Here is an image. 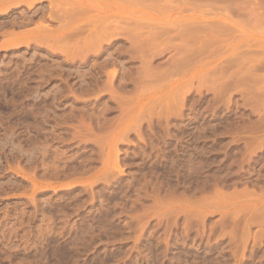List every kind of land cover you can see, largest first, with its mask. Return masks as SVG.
Segmentation results:
<instances>
[{"label": "rangeland", "instance_id": "374dc122", "mask_svg": "<svg viewBox=\"0 0 264 264\" xmlns=\"http://www.w3.org/2000/svg\"><path fill=\"white\" fill-rule=\"evenodd\" d=\"M162 2L111 11L100 1L83 19H117L175 43L190 16L219 29L173 78H148L140 67L150 52H124L122 40L82 61L0 47V264H264V0H242L241 17ZM47 5H11L0 45L34 29L14 24ZM51 22L50 40L60 32ZM161 53L152 68L176 54ZM244 187L254 193H237Z\"/></svg>", "mask_w": 264, "mask_h": 264}, {"label": "bare ground", "instance_id": "6f19581e", "mask_svg": "<svg viewBox=\"0 0 264 264\" xmlns=\"http://www.w3.org/2000/svg\"><path fill=\"white\" fill-rule=\"evenodd\" d=\"M44 1H48V5L47 6H42V7H39L37 9H35L33 12H31V14H29L28 16L25 17V14L23 16V18L19 21V22H16L14 24V26L16 25V27L18 26H27V25H30V24H34V29H31L29 31H25L24 33H21L19 32L20 34H13L11 33L10 37L7 35V37L9 38H6L7 41L3 43V45L1 44L0 47L1 48H24V47H27L28 49L30 48H42L44 47V49L46 48L47 51H50V52H62L65 57L69 58L68 56H70V59L72 61V59H74V57L78 56L79 59H85L86 60V57L89 56L90 52L92 53V55L94 54H99L100 52H114L115 51V48L117 49V47H119L120 45L116 46V44H118L121 40L123 41L124 44H127L128 47L124 48L123 51L124 52H132V51H137V52H144L143 50H147L146 54H148V56H144L145 55V52H144V57H142V55L140 54V58H141V63H142V67H140L142 69L143 72L146 71V75H148L149 77L148 78H151V79H159V78H162L164 76L167 75V77H171L170 75L172 73H175L176 72V75H177V72H179V70L181 69H186L185 67L183 68V66L185 65L184 63L187 64L188 61H191L192 58L194 56L198 57L200 56L202 58V55L200 54H203V53H208L209 52V46H210V42L211 41H208L209 42V46H204L201 44L199 45V41L200 42H207L205 41L204 37L205 35H209V32L211 31V28L214 27L213 24H210L209 23H206V24H203L201 23L200 25H198L197 23L195 24L194 22L199 19L197 17H194V16H190V17H187L185 20H184V23H182L180 26H177L178 28L175 30L176 31V35L174 37L177 36V38L179 39H175L177 40L175 43L172 38L171 39H168V40H165V41H158L159 40V36H158V33H156L155 31H153L154 29L151 28V27H148V26H143V28H151L153 29L152 32H155V34H151L150 32V35L147 34V32H145L147 36H144V32H137L135 33L134 32V29L136 26H133L130 27V26H127L125 24H127V22L123 25L121 24H118V23H115V20L117 19H113V21L111 20V18H109L110 20L106 22H96V21H85V17H88L86 16V13L87 11V8H83L85 5H91L92 6H96L97 4H99L100 1L102 2H105L106 5L108 6L107 8L111 11L115 10V8L118 7L119 4H130V6L134 3H141L140 5L143 6V5H146V3L148 4L149 2L152 4L151 7H156L157 6L159 7V5L164 1V3L167 1V0H0V16H3V14L9 10V12H11L13 10L12 6H16V8L20 7V6H25L26 8H31L34 4H38L40 2H44ZM161 1V2H160ZM239 0H168L166 3V5H175L177 2L178 4H182V6L184 8H199L198 5H201L202 8H206L207 9H212V7L214 8H217V9H221L223 10L224 12V15H225V12L226 11H230V13L233 15L235 10H236V15H238L237 17H241V13H242V16H243V11L241 10V8L243 9V4L241 3V1ZM247 1V0H246ZM143 2H145V4H143ZM160 2V3H159ZM170 2V3H169ZM238 2V3H237ZM150 3L149 5L147 6H150ZM155 3L157 6H155ZM154 4V6H153ZM177 4V5H178ZM179 4V5H180ZM198 4V5H197ZM238 4V5H237ZM242 5L239 6V5ZM164 5V4H163ZM175 5V7L177 6ZM178 5V6H179ZM197 5V6H196ZM11 6V8H10ZM133 6V5H132ZM138 6V5H137ZM253 6V5H252ZM175 7H170L172 8V10H174ZM181 7V5H180ZM200 7V8H201ZM240 7V9L238 8ZM166 8V7H165ZM169 8V7H168ZM167 8V10H168ZM184 8H183V11H184ZM252 8V7H251ZM164 9V7H163ZM206 9V10H207ZM245 9V8H244ZM85 10V11H84ZM90 10V9H88ZM162 10V9H161ZM172 10H170V12H172ZM179 10V9H178ZM182 10V9H181ZM187 9H185L186 11ZM234 10V11H233ZM166 11V10H165ZM177 10H175L176 12ZM233 11V12H232ZM242 11V12H241ZM254 11V10H253ZM161 12V11H160ZM188 12V11H187ZM190 12V11H189ZM218 12V11H217ZM222 12V11H221ZM90 13V12H89ZM96 13V11L94 12ZM185 13V12H183ZM228 13V12H227ZM8 14V13H7ZM91 15L93 14L92 12L90 13ZM222 14V13H221ZM229 14V13H228ZM227 14V15H228ZM231 14H230V17H231ZM234 14V15H235ZM245 14V13H244ZM5 15V14H4ZM23 15V14H22ZM27 15V14H26ZM226 15V16H227ZM233 15V16H234ZM85 16V17H84ZM95 17V16H94ZM236 17V16H235ZM236 17V18H237ZM248 17V16H247ZM19 19V18H18ZM36 19V21H34ZM122 19V18H121ZM119 19V20H121ZM241 19V18H240ZM13 20V19H12ZM129 20V19H128ZM126 20V21H128ZM263 20V19H262ZM16 21V20H15ZM48 23H47V22ZM57 22V24H59V26H57L58 28L56 29H59L60 32L59 34L54 37L53 39H48V35H49V29L51 28L50 26V23L49 22ZM110 21V23H109ZM14 22V21H13ZM51 22V23H52ZM119 22V21H117ZM120 22H123L120 21ZM119 22V23H120ZM261 22V21H260ZM130 23V22H129ZM132 23V22H131ZM259 23V22H258ZM133 24V23H132ZM146 24V23H145ZM208 24V25H207ZM263 24V23H262ZM142 25V24H141ZM140 25V26H141ZM173 25V24H172ZM171 25V27H172ZM220 27H219V26ZM221 25L223 24H215L216 27L218 28H223L221 27ZM250 25V24H248ZM13 26V27H14ZM140 26H138L140 28ZM175 26V25H174ZM168 27V26H167ZM170 27V28H171ZM12 28V27H11ZM55 28V27H53ZM137 28V27H136ZM166 28V27H164ZM225 28V27H224ZM25 29V28H24ZM142 29V27H141ZM215 29L212 28V30ZM217 29V28H216ZM215 29V30H216ZM140 30V29H139ZM143 30V29H142ZM163 30V29H162ZM214 30V31H215ZM219 30V29H217ZM136 31V29H135ZM141 31V30H140ZM144 31H147V30H144ZM159 30L157 29V32ZM5 32V31H4ZM7 32V31H6ZM5 32V34H6ZM23 32V31H22ZM216 32V31H215ZM222 32V31H221ZM233 32V31H232ZM142 33V34H141ZM163 33V32H162ZM208 33V34H207ZM4 34V35H5ZM161 34V32H160ZM171 34V33H170ZM224 34V33H223ZM217 35V34H216ZM158 36V37H157ZM171 37V36H170ZM206 37V38H207ZM226 37V36H225ZM229 37V36H228ZM158 38V40H157ZM5 39V40H6ZM157 41H156V40ZM166 39V38H165ZM211 39V38H210ZM209 39V40H210ZM67 41L71 44L67 45L65 42L63 41ZM164 40V39H163ZM179 40V42H178ZM212 40V43H213V40L214 39H211ZM4 41V40H3ZM173 41V42H172ZM207 42V43H208ZM221 41L219 40L218 44L220 43ZM66 44L67 46H65L64 44ZM198 43L199 46H197L196 44ZM206 43V44H207ZM226 44V43H225ZM232 44V43H231ZM208 45V44H207ZM213 45L215 46L216 43H213ZM116 46V47H115ZM212 46V45H211ZM213 46V47H214ZM217 46V45H216ZM207 47V48H205ZM111 48H114V49H111ZM122 48V47H121ZM121 48L119 49L118 48V51L121 50ZM174 48L175 50V55L174 57L171 58L169 64L167 65V67H163L164 69H162V67H159V68H152L151 67V62L153 59H155L154 57L157 56V54H162L161 51L163 52L164 50H168L169 49H172ZM212 48V47H211ZM228 48V47H227ZM11 49V48H10ZM36 49V48H35ZM43 49V50H44ZM207 49V51H206ZM216 49V48H215ZM39 50V49H37ZM110 50V51H109ZM203 50L205 52H203ZM117 51V50H116ZM117 51V52H118ZM171 51V50H170ZM211 51V50H210ZM215 51V50H214ZM219 51V49H218ZM65 52V53H64ZM116 52V53H117ZM166 52V51H165ZM200 52V54H199ZM220 52V51H219ZM67 53V54H66ZM157 53V54H156ZM196 53H198L199 55H196ZM89 54V55H87ZM114 54V53H113ZM174 54V53H173ZM215 55V53H213ZM212 54V55H213ZM240 54V53H239ZM63 55V56H64ZM213 55V56H214ZM238 55V54H237ZM98 56V55H97ZM205 56V54H204ZM99 57V56H98ZM139 57V56H138ZM161 57V56H160ZM171 57V56H170ZM210 57H212L210 55ZM169 58V57H167ZM195 58V57H194ZM208 58V57H207ZM259 58V57H258ZM78 59V58H76ZM78 59V60H79ZM135 59V58H134ZM199 59V57H198ZM204 59V58H203ZM206 59V58H205ZM209 59V58H208ZM234 59V58H233ZM257 59V58H256ZM67 60V59H66ZM112 60V59H111ZM110 60V61H111ZM195 60V59H194ZM193 60V61H194ZM197 60V59H196ZM201 60V59H200ZM231 60V58H230ZM74 61V60H73ZM84 61V60H83ZM109 61V60H108ZM168 61V60H167ZM191 61V64L192 62ZM95 62V61H94ZM244 62V61H243ZM125 63V62H124ZM190 63V62H189ZM195 63V61H194ZM246 63V62H245ZM252 63V62H251ZM257 63V62H256ZM260 63V64H259ZM258 65L262 68H264V61L262 62H259ZM190 64V66H192ZM231 64V63H230ZM255 64V63H254ZM92 65V64H91ZM108 65V64H107ZM160 65V64H159ZM183 65V66H182ZM189 64H187L188 66ZM234 65V64H232ZM140 66V65H139ZM186 66V65H185ZM186 66V67H187ZM240 66H242L240 64ZM93 67V66H92ZM236 67V65H235ZM239 67V66H238ZM139 68V67H138ZM94 69V68H93ZM135 69V68H134ZM228 69V67H227ZM100 70V69H99ZM180 70V71H181ZM182 70V71H183ZM246 70V69H245ZM257 70V69H256ZM255 70V72H256ZM259 70V69H258ZM257 70V71H258ZM141 71V72H142ZM189 71V70H188ZM236 71V70H235ZM243 71V70H242ZM249 71V70H248ZM186 72V71H185ZM239 72V71H238ZM88 73V72H87ZM130 73V72H129ZM247 73V72H245ZM249 73V72H248ZM257 73V72H256ZM108 74V72H107ZM113 74V73H112ZM110 74L113 78V75ZM144 74V73H143ZM142 74V75H143ZM150 74V75H149ZM180 74V73H179ZM234 74V73H233ZM242 74V73H241ZM244 74V73H243ZM169 75V76H168ZM236 75V74H235ZM175 76V74L173 75ZM181 76V75H180ZM241 76V75H240ZM249 76V75H248ZM247 76V77H248ZM254 76V75H253ZM110 77V76H109ZM138 77V76H137ZM177 77V76H176ZM179 77V76H178ZM236 77V76H235ZM245 77V76H244ZM252 77V76H251ZM95 78V77H94ZM134 78V77H133ZM173 78V77H171ZM111 79V77H110ZM108 80V85L107 83L105 85L109 86V88H107L108 90L112 91L114 90L113 86H111L113 83V81L111 80ZM127 79V78H126ZM241 79V78H240ZM115 80V78H114ZM120 80V79H119ZM161 80H164V79H161ZM94 81V80H93ZM96 81V80H95ZM143 81V80H142ZM151 81V80H150ZM238 81V80H237ZM242 81V79L240 80V82ZM205 83L207 81H204ZM230 82V81H229ZM232 82V81H231ZM127 83V82H126ZM200 83V82H199ZM203 83V84H205ZM208 83V82H207ZM235 83V82H234ZM136 84V83H135ZM228 84V83H227ZM153 85V84H151ZM200 85V84H199ZM202 85V84H201ZM206 85V84H205ZM235 85V84H234ZM193 85H191V88H192ZM231 86V85H230ZM112 87V88H111ZM141 87V86H140ZM194 87V86H193ZM199 87V86H198ZM227 87V86H226ZM186 88V85L185 87H183L182 89H185ZM196 90H197V87H195ZM194 88V89H195ZM187 89H190V87L188 86L187 84ZM107 90V91H108ZM179 90V91H178ZM178 94H181V91L180 89H178ZM186 90V89H185ZM185 90H183V92H185ZM109 91V93H110ZM176 91V90H175ZM189 91H192L191 89ZM198 91V90H197ZM116 93V91H113ZM182 92V93H183ZM218 92V91H217ZM176 93V92H175ZM174 93V94H175ZM185 94V95H184ZM262 94V93H261ZM183 96L186 97L187 95V91L183 94H181ZM181 95H178V98L181 96ZM232 95V94H231ZM177 97V94L175 95ZM182 96V97H183ZM112 98V97H111ZM115 99V97H113ZM177 99V98H176ZM181 99V98H179ZM120 100V99H119ZM181 100H184L181 99ZM180 100V102H181ZM229 100V99H228ZM118 102V101H117ZM120 103V102H119ZM118 103V104H119ZM178 103V101L176 102ZM233 103V102H232ZM228 104V103H226ZM257 104H259L258 107H261L264 109V97H260L258 96L257 98ZM173 105V104H172ZM175 105V103H174ZM173 105V106H174ZM178 105V104H176ZM175 105V106H176ZM180 105H182V102L180 103ZM171 106V105H170ZM174 106V107H175ZM179 107V106H177ZM183 107V106H182ZM166 109V108H165ZM170 110L174 111V109L172 108H169ZM177 108H175L176 110ZM181 109V108H180ZM178 110V109H177ZM167 111V110H166ZM182 111V109H181ZM166 113L168 114V112H165V115ZM175 113V112H174ZM173 113V114H174ZM171 114V113H170ZM264 114V112H263ZM177 115V114H176ZM180 115V113H179ZM170 116V115H169ZM167 115V117H169ZM263 117V115L261 116ZM138 120V119H137ZM141 121V120H140ZM262 121L264 122V118L262 119ZM138 123V122H137ZM251 129V128H250ZM254 140L256 139L255 136L252 137ZM141 139V138H140ZM263 141V139H261ZM250 141V139H249ZM253 143V142H252ZM262 144L263 142H261L260 140L257 142L252 144L251 146H253L254 150L251 149L252 153H255V150L256 149H261L262 148ZM249 145V144H248ZM247 145V146H248ZM250 149V148H249ZM250 151V150H249ZM254 151V152H253ZM251 153V152H250ZM250 158V157H249ZM235 189V188H234ZM222 192V190H220ZM235 191V190H234ZM239 191V190H237ZM219 192V191H218ZM220 192V193H221ZM224 192V190H223ZM253 192L252 190L249 191L246 187H244L243 190H241L240 192H237V193H240V195H242V193H250ZM231 193V192H230ZM234 193V192H233ZM254 193V192H253ZM223 194H226L225 192ZM229 194V193H228ZM227 194V195H228ZM232 195V194H231ZM231 195H228L229 199H230V196ZM249 195V194H248ZM262 196V195H261ZM234 197V195H233ZM255 197V196H254ZM220 198H223L222 195L220 196ZM237 198V197H236ZM232 199V197H231ZM230 199V200H231ZM228 200V199H226ZM264 215V214H263ZM254 216V215H253ZM257 217H259L260 215H256ZM262 216V214H261ZM263 217V216H262ZM261 217V218H262ZM252 220L255 219L256 221L258 222H263V218L262 220L260 218H258V220L254 217H250ZM249 218V220H250ZM248 219V218H247ZM251 220V221H252ZM254 221V220H253ZM264 223V222H263ZM262 223V224H263Z\"/></svg>", "mask_w": 264, "mask_h": 264}]
</instances>
